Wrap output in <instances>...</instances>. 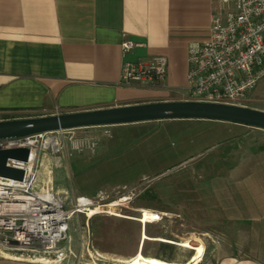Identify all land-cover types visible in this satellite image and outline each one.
Segmentation results:
<instances>
[{
  "label": "rangeland",
  "instance_id": "374dc122",
  "mask_svg": "<svg viewBox=\"0 0 264 264\" xmlns=\"http://www.w3.org/2000/svg\"><path fill=\"white\" fill-rule=\"evenodd\" d=\"M245 105L264 110V78ZM54 135L46 133L39 141ZM58 138L63 166L55 167L50 150L43 149L39 187H52L64 198L66 210L78 197H91L97 212H77L70 220V238L61 246L76 256L40 263L126 264L141 250L184 263L193 249L157 237L175 242L193 237L204 242L199 264H217L230 252L244 256L231 215L264 220L262 129L213 120H167L77 128L60 131ZM144 208L166 215L145 226L139 220ZM242 227L248 240L254 230L248 224ZM145 230L152 238L142 247Z\"/></svg>",
  "mask_w": 264,
  "mask_h": 264
},
{
  "label": "crops",
  "instance_id": "0c3cea01",
  "mask_svg": "<svg viewBox=\"0 0 264 264\" xmlns=\"http://www.w3.org/2000/svg\"><path fill=\"white\" fill-rule=\"evenodd\" d=\"M221 10L220 0H0V120L181 100L188 47ZM126 37L145 44L129 59L168 56L165 88L120 84ZM231 217L244 256L217 264H264V220ZM243 223L254 230L248 240ZM0 264L44 263L0 256Z\"/></svg>",
  "mask_w": 264,
  "mask_h": 264
},
{
  "label": "built area",
  "instance_id": "2783aa9c",
  "mask_svg": "<svg viewBox=\"0 0 264 264\" xmlns=\"http://www.w3.org/2000/svg\"><path fill=\"white\" fill-rule=\"evenodd\" d=\"M220 3L222 10L212 15L208 36L188 47V85L181 100L246 106L249 94L264 78V0ZM144 47L143 42L128 37L122 42L125 59L120 84L165 88L167 55L127 57ZM45 134L0 139V148H30L27 161H8L25 170L23 180L0 176V256L44 263L76 256L70 247L61 246L70 238V220L77 212L89 216L94 211L96 200L91 197H78L73 208L66 210L64 198L52 187H39L43 149L50 150L55 167L63 164L62 142L54 135L56 145L48 138L41 144L39 139Z\"/></svg>",
  "mask_w": 264,
  "mask_h": 264
},
{
  "label": "water",
  "instance_id": "95a60500",
  "mask_svg": "<svg viewBox=\"0 0 264 264\" xmlns=\"http://www.w3.org/2000/svg\"><path fill=\"white\" fill-rule=\"evenodd\" d=\"M213 120L264 130V110L249 106L192 100H164L22 119L0 120V139L84 127L118 126L163 120ZM28 147L0 148V176L23 180L25 170L9 159L27 161Z\"/></svg>",
  "mask_w": 264,
  "mask_h": 264
},
{
  "label": "bare ground",
  "instance_id": "6f19581e",
  "mask_svg": "<svg viewBox=\"0 0 264 264\" xmlns=\"http://www.w3.org/2000/svg\"><path fill=\"white\" fill-rule=\"evenodd\" d=\"M47 141L54 145L57 144L55 137H50L47 139ZM114 205H117V203L112 204V206ZM96 212L97 211L90 212L89 216H91L92 214H95ZM162 215H166V213L164 212L161 214L151 209L144 208L142 209V216L139 218V220L140 222H142L143 225L146 226L148 223H155L161 220L163 218ZM148 238H152V237L148 235L146 230L141 232V245H142V242L145 243V241ZM157 239L171 241L177 245L184 246L189 249H193L194 253L187 262L182 263L178 261H170V260L162 259V258L153 256V255H145L141 250V251H138V253L134 257L125 260L126 264H199L202 261V257L204 255V242L200 238L192 237V238L180 241V242H175L171 239H166V238H161V237H157Z\"/></svg>",
  "mask_w": 264,
  "mask_h": 264
},
{
  "label": "trees",
  "instance_id": "16d2710c",
  "mask_svg": "<svg viewBox=\"0 0 264 264\" xmlns=\"http://www.w3.org/2000/svg\"><path fill=\"white\" fill-rule=\"evenodd\" d=\"M195 120H199V119H195ZM164 121H167V120H164ZM170 121H187V120H170ZM146 123V122H145ZM231 123V122H230ZM130 125V124H128ZM119 126H123V125H119ZM262 150H264V148H262Z\"/></svg>",
  "mask_w": 264,
  "mask_h": 264
}]
</instances>
